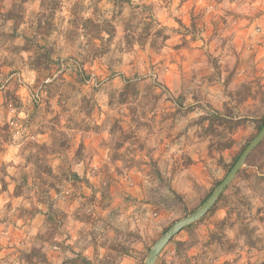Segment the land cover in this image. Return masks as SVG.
Segmentation results:
<instances>
[{
	"label": "rangeland",
	"instance_id": "obj_1",
	"mask_svg": "<svg viewBox=\"0 0 264 264\" xmlns=\"http://www.w3.org/2000/svg\"><path fill=\"white\" fill-rule=\"evenodd\" d=\"M263 124L264 0H0V264H144ZM159 258L264 264V139Z\"/></svg>",
	"mask_w": 264,
	"mask_h": 264
},
{
	"label": "water",
	"instance_id": "obj_2",
	"mask_svg": "<svg viewBox=\"0 0 264 264\" xmlns=\"http://www.w3.org/2000/svg\"><path fill=\"white\" fill-rule=\"evenodd\" d=\"M263 139L264 124L262 125L258 133L245 146L233 166L230 168L224 178L220 181V183L215 187L209 197L204 201V203L190 215L175 222L155 241V243L148 252L144 264H155L161 251L170 242V240L174 238V236H176L184 228L200 220L205 214L208 213V211L216 204L221 194L230 185L237 173L243 167L250 154L261 143Z\"/></svg>",
	"mask_w": 264,
	"mask_h": 264
},
{
	"label": "built area",
	"instance_id": "obj_3",
	"mask_svg": "<svg viewBox=\"0 0 264 264\" xmlns=\"http://www.w3.org/2000/svg\"><path fill=\"white\" fill-rule=\"evenodd\" d=\"M72 64L70 61H63L61 60L57 66V72L56 74L53 76L54 78L57 75L62 74L63 72H66L69 70V68H71ZM15 82L18 85L22 84V78L19 74H12L11 76H9L6 81L5 84H8L9 82ZM52 81V79H48L43 81L39 86L36 87V89H34L31 93V100L34 104L38 105L42 102V94H43V88L46 84L50 83ZM85 83L87 85H90L93 88H98L100 83L96 78H88L87 80H85Z\"/></svg>",
	"mask_w": 264,
	"mask_h": 264
},
{
	"label": "trees",
	"instance_id": "obj_4",
	"mask_svg": "<svg viewBox=\"0 0 264 264\" xmlns=\"http://www.w3.org/2000/svg\"><path fill=\"white\" fill-rule=\"evenodd\" d=\"M44 2L46 1V4H47V10H49L50 12H52V11H55L57 8H59V3H60V0H43ZM7 17H8V19H14V17L12 16V12H9L8 14H7ZM90 23H92L91 21H89ZM94 26H95V28L97 29V31H99L100 30V28L101 27H103L102 26V24L100 25L99 23H96V24H93ZM39 27V26H38ZM262 127V126H261ZM260 127V128H261ZM260 130V129H259ZM240 155V154H239ZM238 158V157H237ZM237 158L234 160V162H233V164L235 163V161L237 160ZM233 164H232V166H233ZM231 166V167H232ZM238 174V173H237ZM220 183V182H219ZM219 183H217V185L219 184ZM216 185V186H217ZM215 189V188H214ZM213 189V190H214ZM212 190V191H213ZM212 191L207 195V197L202 201V203H201V205L204 203V201L209 197V195L212 193ZM222 195V194H221ZM220 198V197H219ZM219 200V199H218ZM217 203V202H216ZM215 206V205H214ZM213 206V207H214ZM212 207V208H213ZM211 208V209H212ZM210 209V210H211ZM209 210V211H210ZM208 211V212H209ZM170 227H168L165 231H167L168 229H169ZM164 231V232H165ZM172 241V239L170 240V242ZM82 261V263L83 264H90L87 260H85V259H82L81 260Z\"/></svg>",
	"mask_w": 264,
	"mask_h": 264
},
{
	"label": "crops",
	"instance_id": "obj_5",
	"mask_svg": "<svg viewBox=\"0 0 264 264\" xmlns=\"http://www.w3.org/2000/svg\"><path fill=\"white\" fill-rule=\"evenodd\" d=\"M160 255H161V253H160V254H159V256H158V258H157V261H158V260H159V261H161V260H160V258H159V257H160ZM155 263H156V262H155Z\"/></svg>",
	"mask_w": 264,
	"mask_h": 264
}]
</instances>
